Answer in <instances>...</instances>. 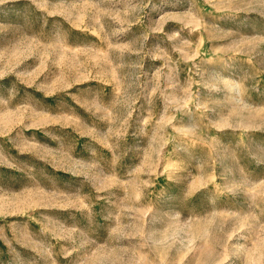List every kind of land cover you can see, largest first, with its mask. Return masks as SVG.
I'll use <instances>...</instances> for the list:
<instances>
[{
	"label": "rangeland",
	"instance_id": "1",
	"mask_svg": "<svg viewBox=\"0 0 264 264\" xmlns=\"http://www.w3.org/2000/svg\"><path fill=\"white\" fill-rule=\"evenodd\" d=\"M0 264H264V0H0Z\"/></svg>",
	"mask_w": 264,
	"mask_h": 264
},
{
	"label": "bare ground",
	"instance_id": "2",
	"mask_svg": "<svg viewBox=\"0 0 264 264\" xmlns=\"http://www.w3.org/2000/svg\"><path fill=\"white\" fill-rule=\"evenodd\" d=\"M247 117V116H246ZM241 123V122H240Z\"/></svg>",
	"mask_w": 264,
	"mask_h": 264
}]
</instances>
